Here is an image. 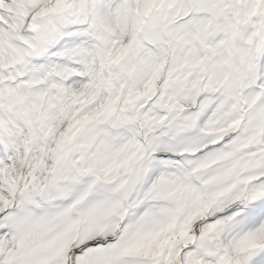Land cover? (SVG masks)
<instances>
[{
  "label": "rangeland",
  "instance_id": "obj_1",
  "mask_svg": "<svg viewBox=\"0 0 264 264\" xmlns=\"http://www.w3.org/2000/svg\"><path fill=\"white\" fill-rule=\"evenodd\" d=\"M174 8L171 3L167 4L166 18ZM155 22L156 19H150L148 25ZM116 32L126 34L121 29ZM127 43L126 39L120 42L126 45L125 51L116 58L117 66L123 69L115 68L112 75L116 78L114 92L129 93L124 100L130 103L122 104L117 94L112 93L109 101L116 103L111 105L108 101L104 113L102 110L89 111L91 118L76 127L75 120L66 118V126L69 125L65 129L67 146L64 160L56 167L53 189L48 190V194L45 191L53 166L46 162L20 183L19 201L15 202L17 195L11 196L0 209V264H66L68 247L75 241L81 244L88 238L115 234L127 211L125 189L128 190L138 162L147 150L192 154L210 141L211 138L196 131L199 120L192 116L196 111L189 114L176 109L179 102L192 103L196 87L193 83L181 87L182 77L173 76L172 79L165 77L158 86L155 78L149 75L148 82L144 80L145 84L139 88L142 89L137 94L136 90L131 93L134 90L131 81L134 79L136 83L143 76V70L131 76L133 68L129 69L128 64L140 65L139 56L146 49L140 47L138 54L135 48L137 57L129 61L133 59V47L131 42ZM149 54L156 62L150 50ZM197 72L194 69L192 74ZM153 97L154 101L148 102ZM82 102L84 104L74 97L68 100V117L91 110L90 101ZM141 106L145 112L140 114L143 117L140 123H145L148 146L139 139L140 125L135 120ZM106 111L108 116L102 120ZM247 129L250 130L248 126L242 130L243 135L252 134ZM56 135L50 137L51 147L46 150L58 145L64 133ZM212 140L218 141V138ZM241 141L240 137H235L225 150L212 149L199 157L178 158L184 160L152 158L135 188L132 210L126 215L115 242L108 247H92L78 257L84 264H178L184 248L181 257L186 264H240L241 260L249 264L254 261L256 258L248 252L253 242L240 235L227 219L215 216L227 206L226 202L238 200L239 192L254 194L251 187L233 179L239 168L237 161L231 159L234 150L244 153L248 150ZM29 146L34 149L35 142L31 141ZM5 165L8 166L9 161ZM21 165L22 161L17 162L14 170L18 172ZM152 172L157 175L150 178ZM12 175L16 177L15 173ZM201 176L202 181L213 182L212 188L219 191L211 193L212 198L218 200L216 204L211 203L212 206L203 204L197 190L191 188V178ZM181 177L189 181H182ZM175 180L186 187L174 184ZM204 216L215 217L195 233L194 226ZM130 256L134 260L126 262Z\"/></svg>",
  "mask_w": 264,
  "mask_h": 264
},
{
  "label": "bare ground",
  "instance_id": "obj_2",
  "mask_svg": "<svg viewBox=\"0 0 264 264\" xmlns=\"http://www.w3.org/2000/svg\"><path fill=\"white\" fill-rule=\"evenodd\" d=\"M130 2L131 0H127V3ZM159 2H161V5H165L166 0H139L135 3V7L138 6L137 10L139 11V15L147 19L149 13L155 16L159 14L157 9ZM245 2H247V8L246 14L244 16L241 9ZM4 3L8 12H3V17L7 16L6 13H9L8 16L11 18L13 16L21 17L22 20L15 26L22 25L23 27H26V31L18 34L16 38H8L5 31L0 33V85L5 82H9L2 80H12V78L19 79L21 77H19L18 74L14 71L15 67H18L20 71H25V68H28V71L30 73H33L32 75L35 81L44 83V85L46 86L44 90H52L51 85H53L55 88L57 87V89H60V87H58V85L60 84L59 81L61 83H66L67 81H69L72 74H74L72 73L73 71H71L72 67L74 66L81 65L86 76L91 75L94 68H98L100 56L98 55L94 59H91L90 62L94 63L93 66H91V63L87 60L86 53L81 50L80 45L87 44L88 46H92L95 49V45L98 42L100 43V41H102V37L99 35L98 28L100 16L102 15L103 19L104 15H111L107 14V10L102 14L101 6L99 4L96 5L97 17L93 19L92 23V21L89 22L87 19V16H89V12L91 11L92 7L91 0L50 1L48 4L49 11L41 18L33 15L29 16L32 9L36 8V6L41 7V2L38 0H6V2ZM57 3L60 7V12L54 10V7ZM195 3L196 6L194 9L198 13L200 20H204L206 18V14H209L211 16V18L209 19V21L211 22V26L208 29V34L210 36H213L215 32L213 23L216 19L220 24H224L225 32L227 35L226 45L229 46L232 50H234V45L238 44V38L236 37V24L233 22H229L226 13L230 9L231 16L233 18L238 17L239 27H242L244 24L247 27V25L250 23L248 18V10L250 9L253 11H257L259 15V33L257 35V38L261 43V50L264 51V0H232L230 6L226 5L225 0H197L195 1ZM126 10V7L123 6L121 12H125ZM75 13H84L85 20L80 24L77 22L65 24V20L70 18L69 15H73ZM26 17L28 18L24 20ZM90 17L93 18V14L90 15ZM242 17H244L243 21H241ZM84 22L88 24H84ZM112 26L114 27L113 22ZM113 27L112 29L107 27V31H113L117 34V28L114 27L115 30H113ZM88 30H90L89 34L87 33ZM63 32L64 34H62ZM251 35L256 37L253 31H251ZM106 37L104 39H106ZM72 44H75L74 48H72ZM124 49L125 48L122 45V47H119L115 50H104L111 57H115L116 55H118L119 57L124 53ZM89 52L91 53V56L92 53H94L91 49L89 50ZM223 57L226 64L229 65V71L226 75L236 85V88L241 95L243 91H241L240 87L244 82L243 66L233 51L229 53V57ZM58 60L62 61L64 65L63 67L57 64ZM251 61L258 62L257 64H255V72L251 71L250 75L252 84L253 86H255V80L261 78L259 71H264V56L258 54L257 58L254 59L251 55ZM110 62L111 60H109V63ZM212 62L213 61L211 60L208 64L205 63L206 69H208L209 74L220 77V74L216 72V69L213 72L211 71L210 68ZM163 65L164 62H162L161 68L163 67ZM23 81L24 80H20L17 84L22 90L19 96H16L18 93H14L11 98L6 99V97L0 95V129L9 128V132L13 131L10 128V126L13 124L14 128H16V130H14V134L19 133L20 135L22 134L21 128L24 126V124L28 125V120H26V118H35L39 105L36 104V100L39 98V96L37 95L38 90L35 89V91H28ZM14 88L16 87L10 86L8 90H2L0 86V93L7 92V94H10L11 90H13L14 92ZM58 95H60V91H58ZM41 96H43V93L41 94ZM86 96L87 94L84 91L80 94V97H82L81 99H85ZM213 98L216 101L224 99L222 93L214 95ZM20 101L27 102L29 106L22 108L19 113L17 110L19 108L18 102ZM16 104L17 110L13 109V106ZM227 104L228 109H231L229 101H227ZM39 106L41 107V105ZM61 107L62 104L59 105V108ZM211 109L212 108L208 109L206 113H209ZM7 114L11 116V121L6 118ZM204 118L205 116L202 117V119ZM233 122L236 123V121ZM199 124L202 125V121H200ZM10 179L11 178L9 175H3L0 177V181L2 180V182L0 183V208L3 203L2 201L4 200L3 195L6 194L8 198V194H11L12 191L17 190L18 188V186L15 184L9 185ZM261 206H264V203L258 207ZM256 208L250 209V211L247 210L243 214L241 229L248 233L254 240L256 245L261 247V249L263 250L264 223L260 222L259 220H254L255 214L258 211V209ZM263 213L264 210L262 211V214ZM204 227V223L199 224L196 226V231H201L202 229H204ZM259 254L260 256H262L260 252ZM240 264H244V262L241 261ZM250 264L259 263L253 261Z\"/></svg>",
  "mask_w": 264,
  "mask_h": 264
}]
</instances>
